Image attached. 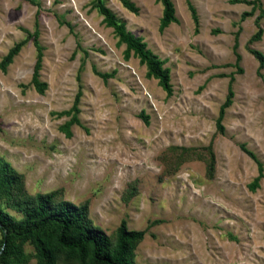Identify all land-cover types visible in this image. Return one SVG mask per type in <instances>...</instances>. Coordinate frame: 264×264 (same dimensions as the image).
<instances>
[{
  "label": "rangeland",
  "instance_id": "1",
  "mask_svg": "<svg viewBox=\"0 0 264 264\" xmlns=\"http://www.w3.org/2000/svg\"><path fill=\"white\" fill-rule=\"evenodd\" d=\"M102 1L165 62L172 95L124 59L95 0H0V64L24 42L0 67V178H14L0 208L19 220L24 204L52 193L86 205L111 240L122 221L144 232L135 264H264V62L251 54L264 57V0H171L178 22L162 33L156 0H129L137 13ZM35 32L43 94L32 81ZM78 92L79 123L66 136L63 112ZM248 152L262 166L256 187Z\"/></svg>",
  "mask_w": 264,
  "mask_h": 264
},
{
  "label": "trees",
  "instance_id": "2",
  "mask_svg": "<svg viewBox=\"0 0 264 264\" xmlns=\"http://www.w3.org/2000/svg\"><path fill=\"white\" fill-rule=\"evenodd\" d=\"M121 5L132 13L137 9L129 0H118ZM162 6V14L159 20V31L162 33L171 24L177 23L175 8L171 0H156ZM259 5V0L254 1ZM188 9L191 13L196 30L199 26L198 16L193 5L188 2ZM95 7L103 18L106 27L111 28L120 45L125 46L124 59L128 60L133 56L146 68V77L155 79L159 87L166 93L167 97L172 95L169 70L164 67L165 62L154 55L142 38L134 36L126 29L123 22L117 20L113 12L108 9L102 0H95ZM258 31L253 39H258ZM33 42L37 51L36 62L33 70L32 81L37 93L43 94L46 84L39 81V71L42 63V50L38 45V32L33 35ZM237 43V42H236ZM24 42L16 44L9 50L2 60L0 67L4 71L13 57L18 54ZM260 64H263L264 57L256 51H251ZM240 57L237 56V62ZM107 78L110 75H102ZM234 82L233 75L230 76L227 96L220 107L217 119V128L222 130V119L224 112L232 104ZM80 92L75 96L70 110L63 112L70 116V120L62 127L66 136H70V127L78 124ZM248 155L258 165L259 175L255 179L253 187L258 185L262 177V166L255 156L248 152ZM14 178H0L1 187L8 188L9 181ZM54 193L48 195H37L30 203L21 207V219L14 220L8 213L0 208V264H28L34 259L35 264H58L63 257L74 264H135L134 250L144 236V232L130 231L125 222H121L116 230L114 240H111L102 230L93 226L87 217V206H75L68 202H54ZM30 244L33 247L34 255H28L24 246Z\"/></svg>",
  "mask_w": 264,
  "mask_h": 264
},
{
  "label": "bare ground",
  "instance_id": "3",
  "mask_svg": "<svg viewBox=\"0 0 264 264\" xmlns=\"http://www.w3.org/2000/svg\"><path fill=\"white\" fill-rule=\"evenodd\" d=\"M149 146V145H148Z\"/></svg>",
  "mask_w": 264,
  "mask_h": 264
}]
</instances>
